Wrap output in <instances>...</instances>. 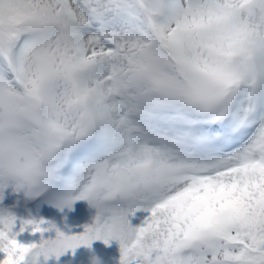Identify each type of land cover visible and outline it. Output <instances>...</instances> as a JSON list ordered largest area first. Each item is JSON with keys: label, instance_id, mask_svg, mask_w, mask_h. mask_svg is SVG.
Masks as SVG:
<instances>
[{"label": "snow or ice", "instance_id": "1", "mask_svg": "<svg viewBox=\"0 0 264 264\" xmlns=\"http://www.w3.org/2000/svg\"><path fill=\"white\" fill-rule=\"evenodd\" d=\"M9 193L95 215L17 231L0 208V264L94 240L119 264H264V0H0Z\"/></svg>", "mask_w": 264, "mask_h": 264}, {"label": "rangeland", "instance_id": "2", "mask_svg": "<svg viewBox=\"0 0 264 264\" xmlns=\"http://www.w3.org/2000/svg\"><path fill=\"white\" fill-rule=\"evenodd\" d=\"M27 201L22 194L9 193L0 202V208L8 207L17 217V227L15 229L17 231L21 220L44 219L55 224L60 222L59 229L65 234L79 233L83 230L82 225L91 222L95 215V211H92L88 202L84 200L74 201L71 208L57 209L52 207L44 211L33 212L26 210L25 204ZM143 215L145 214L137 212L129 216L130 224L133 226L138 225ZM40 237L41 233H32L29 228L20 232L16 239L21 243L27 244L34 241L38 242ZM43 237L45 239L54 238V231L43 233ZM83 253H88L89 258L93 256L98 257L102 261V264H119L120 245L116 240H111L107 244L102 240H94L90 246L80 245L74 250H66L59 257L49 256L47 260L41 257L40 264H77ZM2 257L3 253H0V258ZM88 264H90V261Z\"/></svg>", "mask_w": 264, "mask_h": 264}, {"label": "clouds", "instance_id": "3", "mask_svg": "<svg viewBox=\"0 0 264 264\" xmlns=\"http://www.w3.org/2000/svg\"><path fill=\"white\" fill-rule=\"evenodd\" d=\"M90 264H102V261L98 257H91L90 258Z\"/></svg>", "mask_w": 264, "mask_h": 264}]
</instances>
